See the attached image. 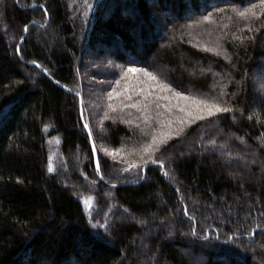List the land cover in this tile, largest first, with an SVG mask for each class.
<instances>
[{"label": "trees", "instance_id": "16d2710c", "mask_svg": "<svg viewBox=\"0 0 264 264\" xmlns=\"http://www.w3.org/2000/svg\"><path fill=\"white\" fill-rule=\"evenodd\" d=\"M0 264H264V0H0Z\"/></svg>", "mask_w": 264, "mask_h": 264}, {"label": "rangeland", "instance_id": "374dc122", "mask_svg": "<svg viewBox=\"0 0 264 264\" xmlns=\"http://www.w3.org/2000/svg\"><path fill=\"white\" fill-rule=\"evenodd\" d=\"M164 38L165 37H163V39ZM202 47H204V48L206 47L207 48L208 46L204 45V43H203ZM109 64H112V62H109ZM134 64H136V62H133V65ZM86 67L87 68L93 67V68L100 69L102 66L98 65L96 62L90 60V61H88V63H86ZM131 73L133 74V76H130V77L136 79V81L139 83L140 76L136 75V72H131ZM143 75H145V74L143 73ZM145 86H146L148 91H146V93L144 94V97H146L147 95H149L150 97H154L151 103H153L158 98L166 99V101L172 103V105L170 107L171 110L172 109H176V108H180V107H177V105H180L182 107H185L186 114L188 113V111H191V109L189 107L194 106V105H199L198 102H196L195 100L190 99V98H188L186 96L185 97L187 99L180 100V99H178V97L175 94L169 95L170 97H167L166 95L165 96L161 95L162 91L163 92L164 91L168 92L169 90L167 88L163 87V86H160V85L156 84L152 77H150V78L147 77V80H145ZM149 90H150V92H149ZM167 94H171V93L168 92ZM119 98H121L120 95H119ZM140 106L142 108V102L140 103ZM164 110H169V109H166V106H164ZM139 112H141V111H139ZM165 113H166V111H165Z\"/></svg>", "mask_w": 264, "mask_h": 264}, {"label": "water", "instance_id": "95a60500", "mask_svg": "<svg viewBox=\"0 0 264 264\" xmlns=\"http://www.w3.org/2000/svg\"><path fill=\"white\" fill-rule=\"evenodd\" d=\"M20 44L18 45V48H17L18 50L20 48ZM56 85H58V84H56ZM62 89L67 92V89L66 88L63 87ZM80 109H81V111H80V118H81V121L83 122V115H82L81 105H80ZM85 126L86 125H84V129H85V131H86V133H87V135H88V137L90 139V143H91V150H92V154H93L94 166H95L96 171H98L99 167H98V159H97L96 149H95L94 143L92 142V137H91L90 131L88 129V126L87 127H85ZM145 169L146 168L143 169V172L145 171Z\"/></svg>", "mask_w": 264, "mask_h": 264}, {"label": "snow or ice", "instance_id": "6c2138e0", "mask_svg": "<svg viewBox=\"0 0 264 264\" xmlns=\"http://www.w3.org/2000/svg\"><path fill=\"white\" fill-rule=\"evenodd\" d=\"M129 71H130V72H138V71H142V69L130 68ZM145 75L148 76L149 73L145 72ZM153 79H154V78H153ZM175 95H176V96L178 97V99H180V100H185V99H187L186 97L180 96L179 93H176ZM133 106H135V105H133ZM177 107H180V110H181V111H185V107H182V106H180V105H177ZM215 111H216V112H221V111L227 112V111H229V109H220V108H216ZM208 114H209V115H212V111H211V109L209 110V113H208ZM200 118L203 119V116H201ZM85 127H87V125H86Z\"/></svg>", "mask_w": 264, "mask_h": 264}]
</instances>
